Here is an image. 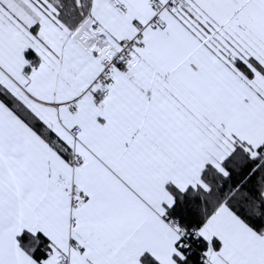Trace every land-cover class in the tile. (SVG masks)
Masks as SVG:
<instances>
[{"label": "snow or ice", "instance_id": "obj_1", "mask_svg": "<svg viewBox=\"0 0 264 264\" xmlns=\"http://www.w3.org/2000/svg\"><path fill=\"white\" fill-rule=\"evenodd\" d=\"M0 264H264V0H0Z\"/></svg>", "mask_w": 264, "mask_h": 264}]
</instances>
